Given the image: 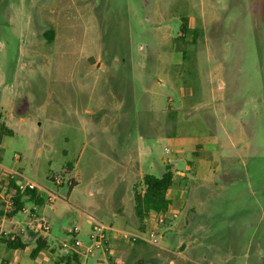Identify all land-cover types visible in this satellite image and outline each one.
I'll return each instance as SVG.
<instances>
[{
  "label": "rangeland",
  "instance_id": "rangeland-1",
  "mask_svg": "<svg viewBox=\"0 0 264 264\" xmlns=\"http://www.w3.org/2000/svg\"><path fill=\"white\" fill-rule=\"evenodd\" d=\"M0 112L1 163L44 198L4 227L47 222L54 249L0 264H55L93 220L136 232L167 165L177 217L120 264H264V0H0Z\"/></svg>",
  "mask_w": 264,
  "mask_h": 264
},
{
  "label": "built area",
  "instance_id": "built-area-1",
  "mask_svg": "<svg viewBox=\"0 0 264 264\" xmlns=\"http://www.w3.org/2000/svg\"><path fill=\"white\" fill-rule=\"evenodd\" d=\"M22 174L9 170L0 161V182L4 184L16 183V187L12 188L9 193L7 191H0V207L4 217H8V214L13 210L15 206L16 193L24 194L27 190H37L38 185L30 180L20 182L19 178H22ZM55 182L61 183L59 177L55 178ZM177 217V213L171 215V209L167 214H157L145 219L144 230L136 232L113 228L106 224L93 220L90 231L88 233L87 241L82 240L79 237L80 229L75 227L70 231L72 237L68 241L61 243V250L63 254L55 260V264H84L91 257H94L97 252L108 254L111 251V234H115L117 237L129 241L131 243L142 242L149 245L158 246L157 236L158 227L168 222L169 218ZM150 220H154L156 226L152 225ZM4 221H0V238L6 237L9 240L15 241L18 236L25 233L26 228L23 226H17L15 229H6L4 227ZM50 232V226L47 222L41 221L36 229V233L40 238L46 239L47 234ZM62 258V259H61ZM69 259L68 263L65 259Z\"/></svg>",
  "mask_w": 264,
  "mask_h": 264
},
{
  "label": "trees",
  "instance_id": "trees-1",
  "mask_svg": "<svg viewBox=\"0 0 264 264\" xmlns=\"http://www.w3.org/2000/svg\"><path fill=\"white\" fill-rule=\"evenodd\" d=\"M191 29L187 25V19L183 20V25L181 27V36L180 39H185ZM194 42L196 37L198 36V30L194 29ZM45 37L48 41H53L54 31L47 30L45 32ZM2 113L0 112V126L2 131L8 133L10 130L7 129L6 125L1 122ZM175 173L173 172L170 165L166 166L165 171L161 176H156L150 173H146L142 179V191L135 188L134 190V210L136 216L139 218L140 223H143L145 219L150 216H154L157 214H167L170 208L173 205V201L168 197L169 190L175 184ZM16 187L15 182H11V184H4L0 182V191H9ZM26 199H34L37 204H42L44 202V198L40 196L36 190H27L24 194L19 192L16 193L15 197V206L13 210L8 214V217H12L17 215L19 212L24 211L25 209V200ZM3 214V213H2ZM144 224L142 225V229L144 230ZM0 243L5 244L9 249H25L27 244L23 242L22 237L18 236L15 241L9 240L6 237L0 238ZM140 243V242H136ZM49 242L46 239H42L38 237L35 242V247L32 249L30 256L35 259L38 254L49 248ZM62 259V258H61ZM68 263H70L69 259H65ZM136 264H144L143 260H139Z\"/></svg>",
  "mask_w": 264,
  "mask_h": 264
},
{
  "label": "crops",
  "instance_id": "crops-1",
  "mask_svg": "<svg viewBox=\"0 0 264 264\" xmlns=\"http://www.w3.org/2000/svg\"><path fill=\"white\" fill-rule=\"evenodd\" d=\"M171 189L168 192V197L173 201V198L170 196V192L172 191ZM34 211H35V209H34ZM15 216L16 215L6 218V217L3 216L2 211L0 210V221H5V220H2V219H7V221H10ZM144 223H145V221L140 224L139 228L135 227L136 231L141 230L142 229V225ZM9 229H16V227H11ZM35 229H37V228H35ZM25 236L26 237H30V238L34 237L35 240L39 237V235L36 233V230L35 231H30L29 229H26L25 233H23L21 235V237H23L22 240H23V242H25L27 244V246H28V243H27V241L24 238ZM81 239L84 240V241H87V237L85 239L84 238H81ZM111 239H112V241H111V248H112L111 251L108 254H102L104 258L95 257V262H94L95 264H104L106 262L113 263V264H120L121 263L120 260L123 257H125L126 259H129V258L132 257L134 252L135 253L136 252H138V253L142 252V248L140 247V245L143 244L142 242L128 244L127 242H129V241L123 240V239L117 237L115 234H111ZM46 240L49 242L48 238H46ZM49 245H50V243H49ZM4 248L5 249H9L5 244H1L0 243V251H2ZM10 250H13V249H10ZM16 250H22V249H16ZM45 250H51V252L54 251V249H51L50 246H49L48 249H45ZM40 253L38 254V256L40 255ZM61 255H59V256H61ZM38 256L36 258H38ZM2 263L3 264H8L6 259H4Z\"/></svg>",
  "mask_w": 264,
  "mask_h": 264
}]
</instances>
